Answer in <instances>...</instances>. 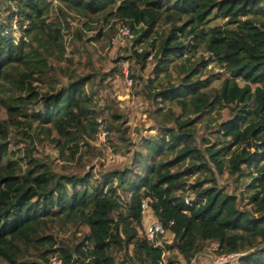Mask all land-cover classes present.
<instances>
[{"label":"trees","instance_id":"obj_1","mask_svg":"<svg viewBox=\"0 0 264 264\" xmlns=\"http://www.w3.org/2000/svg\"><path fill=\"white\" fill-rule=\"evenodd\" d=\"M60 5L126 29L127 78L141 81L154 113L161 103L182 112L167 110L127 165L97 177L83 169L93 154L80 160L99 129L105 138L114 129L128 149L122 115L111 112L102 127L91 99L93 78L119 70L99 73L89 53L76 73L58 65L66 49L49 13ZM0 16V264H158L165 250L188 262L208 244L237 264H264V0H0ZM148 64L153 78L131 68ZM223 109L196 143L197 120ZM39 139L78 169H54ZM223 174L229 190L218 184ZM142 200L170 243L141 231Z\"/></svg>","mask_w":264,"mask_h":264},{"label":"rangeland","instance_id":"obj_2","mask_svg":"<svg viewBox=\"0 0 264 264\" xmlns=\"http://www.w3.org/2000/svg\"><path fill=\"white\" fill-rule=\"evenodd\" d=\"M57 5L56 2H53ZM1 18V16H0ZM49 18L59 22L62 27V37L65 45V54L62 59L65 60L57 62L63 70L76 73L79 68L84 66L85 54L89 53L92 61V67L102 73L108 70L110 67H118V72L114 78H103L99 81L98 77L93 78L92 83L94 85V93L91 95V99L98 109V119L101 120V126L106 127L111 112H116L122 115V122L120 129L126 128L124 136L128 139L127 150L125 146H119V141L116 139L115 130L110 129L107 131V136L103 140L95 138L92 142V152L88 154H82L84 161L91 153L93 156H89V162L83 166L84 170L91 168L94 177L98 176L100 171L107 168H117L123 165H127L130 161V155L133 150L139 149L140 141L143 137L152 135L155 133L156 122L166 113L167 110L171 111L173 116L182 113L181 110L174 104H157L160 107V114L154 113V104L146 96L145 92L141 90L142 84L139 80H131L130 84L127 83L125 73L127 74V64L122 57L128 54V47L130 46V39L122 37L118 34L117 27L114 28L112 20L108 22L101 21L93 16L81 15L74 11L60 5L59 9L55 6L49 13ZM217 25H222L221 20H216ZM158 31H161L162 24L157 25ZM100 30L101 36L96 38L97 31ZM94 39V40H92ZM85 45L84 46L81 44ZM138 47L148 48L146 43L137 44ZM87 52H86V50ZM201 54L200 51L194 52V57ZM68 58V59H67ZM69 60V62H68ZM213 71H219L214 63H210ZM135 75H140L144 79L153 75L149 74L150 65L148 64L142 70H138L137 67L131 66ZM92 70V68L90 67ZM171 75L170 81L174 82L176 72L172 66L169 65L168 69ZM128 77V76H126ZM165 76H159L160 81H163ZM66 77H61L62 81H65ZM57 84V83H56ZM58 85V84H57ZM164 105V106H163ZM187 114H181L180 118H183ZM4 110L0 107V117H4ZM227 117L226 110L212 111L210 114L201 116V119L197 120L194 127L195 142L200 143V138L206 137V132L211 129L214 124ZM106 129V128H105ZM110 143L118 146L117 151H113ZM118 143V144H117ZM13 143L10 142L9 145ZM34 147L37 149L40 155H49L51 158V164L54 169L60 171H76L78 169V162L74 159L67 161L58 154L57 149L49 144L47 141H41L40 139L34 142ZM86 155V156H85ZM76 158V156H75ZM218 184L220 186L226 185L227 190L232 187V184L225 178V175L218 177ZM141 225V231L145 233L146 229L156 220L147 208L143 212ZM59 229V228H58ZM72 229L60 228L57 235L65 239L70 236ZM76 237L79 235L74 234ZM156 241L160 245H166L170 243L172 237L168 232L163 231L160 235L155 236ZM214 244H208L204 251L193 256L188 262H185L179 254L174 250H165L163 252V260L165 264H237V258L229 256L223 260L216 262L217 256L213 254ZM47 264V263H46Z\"/></svg>","mask_w":264,"mask_h":264},{"label":"built area","instance_id":"obj_3","mask_svg":"<svg viewBox=\"0 0 264 264\" xmlns=\"http://www.w3.org/2000/svg\"><path fill=\"white\" fill-rule=\"evenodd\" d=\"M118 34L121 35L122 37L124 35H127L128 32L126 29L124 28H119L118 29ZM131 36V35H129ZM126 67V66H125ZM125 78L126 77V73H125ZM127 84L129 85L130 82H131V79L130 78H127ZM99 121V120H98ZM105 131L102 130V129H99L97 132H96V135L95 137L99 140H103L104 137H105ZM140 208H141V214H143V212H145V210L147 209V203L146 201L142 200L141 203H140ZM163 232V228L161 226V224L158 222V221H154L145 231V236L146 238L149 240V241H154V237L157 235V234H161ZM229 256H232V257H235L236 258V254H227V255H220V256H217V259L216 262L220 261V260H223ZM50 264H60L59 260L58 259H55V258H52L51 261H50ZM158 264H165L164 263V260L161 259L158 261Z\"/></svg>","mask_w":264,"mask_h":264}]
</instances>
